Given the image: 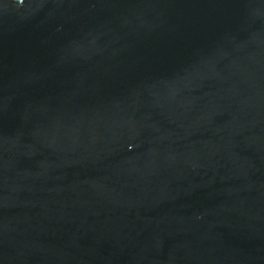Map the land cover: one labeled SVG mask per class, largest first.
<instances>
[{
  "label": "water",
  "instance_id": "obj_1",
  "mask_svg": "<svg viewBox=\"0 0 264 264\" xmlns=\"http://www.w3.org/2000/svg\"><path fill=\"white\" fill-rule=\"evenodd\" d=\"M0 264H264V0H0Z\"/></svg>",
  "mask_w": 264,
  "mask_h": 264
}]
</instances>
